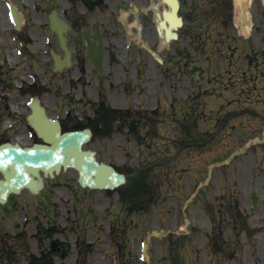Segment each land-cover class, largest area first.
<instances>
[{
	"label": "rangeland",
	"instance_id": "1",
	"mask_svg": "<svg viewBox=\"0 0 264 264\" xmlns=\"http://www.w3.org/2000/svg\"><path fill=\"white\" fill-rule=\"evenodd\" d=\"M180 1L184 25L178 40L164 44L146 0H104L87 19L104 30L118 56L112 63L105 58L103 78L91 66L40 75L69 83L75 99L67 102V129L89 126L81 124L89 117L96 130L84 147L128 179L113 191L89 189L69 169L49 192L24 194L30 208L9 211L3 225L5 264H36L32 255L48 253L47 241L34 237L39 226L50 228L45 238L65 242L67 264H170V244H178L180 264H264V21L253 15L247 38L234 26L231 0ZM44 14L28 13L25 27L33 34L46 30ZM2 41L0 33V78L36 76L31 67L3 65ZM101 96L106 106L131 111L138 128L108 124L112 118L88 104ZM194 127L203 132L198 141L190 134ZM252 192L259 196L255 209ZM94 209L102 214L93 215ZM242 218L261 229L247 237Z\"/></svg>",
	"mask_w": 264,
	"mask_h": 264
},
{
	"label": "flooded vegetation",
	"instance_id": "2",
	"mask_svg": "<svg viewBox=\"0 0 264 264\" xmlns=\"http://www.w3.org/2000/svg\"><path fill=\"white\" fill-rule=\"evenodd\" d=\"M53 1L63 4V7H59L58 10L67 21V47L71 50V53H69L67 49V63L71 61L73 66L77 68L88 66L94 68L93 61L87 57L86 36L84 33L79 36H72L68 26L77 30L89 27L90 34L98 32L99 30L93 26V21L88 23L87 19L88 17L93 19V15L101 10L104 0H0L3 65L11 68H21L31 65L32 59L35 57L41 69L45 71L49 68L53 70L55 64L62 61L54 56L51 49L59 54L61 59L66 55V52L62 48L57 32L50 28L49 19L45 15V5ZM11 3H14L23 12L26 21L29 17L27 13L33 15L39 14L40 11L44 12L48 28L38 34H33L32 29L29 28L15 29L11 17ZM149 3L150 0H146V5ZM29 4H31V8L26 7ZM115 5L117 13V1ZM251 5L255 6L252 15L258 16L261 21H264V0H251ZM147 15H149V12ZM7 20L11 27L10 31L3 25V22ZM116 22L118 23V20L113 21L112 26L116 25ZM101 32L104 36L103 30ZM33 36L37 37V42H32L35 44L36 49L34 54L24 44L29 43ZM92 40L95 43L97 42L94 36H92ZM106 53L109 61V46ZM62 80V78L56 77L37 76L0 78V242L6 233L3 225L7 219V213L27 206L24 205V194H30L32 197L37 198L40 194L48 192L55 183L51 180L54 178L47 176L45 171L42 170L43 189L38 194H34L29 188L8 194L12 188H21L22 183L12 182L9 178L8 171L10 167L7 162V152L9 148L16 150L17 146H33L34 154H38L42 149L49 151L57 140H66L67 84L69 83L67 81L62 83ZM15 85H19V88H15ZM91 128L95 129L94 126H91ZM47 131H51L53 135L48 134ZM31 177V183L39 188L38 176L31 173ZM46 228L43 226L38 227L40 236L37 237V241L54 243L53 237H42L51 234L50 228L45 230ZM55 254L54 252L50 254L37 253V256L41 258V256L47 257ZM57 254L59 258L53 259L51 264H67V254L64 252ZM5 260L6 255L0 249V264H5L3 262ZM41 264H45V262Z\"/></svg>",
	"mask_w": 264,
	"mask_h": 264
},
{
	"label": "water",
	"instance_id": "3",
	"mask_svg": "<svg viewBox=\"0 0 264 264\" xmlns=\"http://www.w3.org/2000/svg\"><path fill=\"white\" fill-rule=\"evenodd\" d=\"M240 2V0H239ZM20 20H21V15L18 14L17 18H16V26L19 27L20 26ZM58 22H59V25H57L55 23V21H53L51 19V27L52 28H56L58 29L59 31V36H60V39L62 41V43L64 44L63 40H65V37L63 36V31H65V29L67 28V24L62 21V20H59L58 18ZM71 32L73 34H77L75 30H71ZM98 38H99V45H98V52H99V55L96 56V57H92L95 61V64H96V67L97 69L102 72V56H103V41H102V38H101V34H98ZM90 45V44H89ZM91 45L89 46V49H91ZM65 49L67 50V46H65ZM64 65H57L56 66V70H59L61 68H63ZM34 69L36 71V73H39V69L37 67V65L35 64L34 66ZM89 137H90V131L89 130H86V131H83V132H79V131H76V132H67V140H71V138H77L78 139V142H77V147H76V153L79 155V156H82L84 158H87V160L89 161V163H92L96 168H98L99 170H101L102 172V179L101 180H95L91 177V175H82L80 174L79 176V182L81 183L82 186H90V187H99V188H114L116 187L117 185L119 184H122L124 181H125V177L123 175H119L117 174L113 168L103 164V163H98L95 159V152L93 151H83L81 150V145L84 141H87L89 140ZM195 137L197 138V136L195 135ZM22 152V151H21ZM68 159V158H67ZM19 162L23 161L25 164H29L31 163L32 164V159H31V155L30 154H25V153H22L19 155ZM68 165H74L76 166L77 163H74V162H71L69 159L67 160V162L65 163V166H68ZM56 170H59L60 166L57 165V167H55ZM52 170V169H50ZM254 200H256V196L254 195L253 196Z\"/></svg>",
	"mask_w": 264,
	"mask_h": 264
},
{
	"label": "bare ground",
	"instance_id": "4",
	"mask_svg": "<svg viewBox=\"0 0 264 264\" xmlns=\"http://www.w3.org/2000/svg\"><path fill=\"white\" fill-rule=\"evenodd\" d=\"M244 1L245 0H240L241 7L242 6H243V8L248 7L250 0H246V2H244ZM164 3H165L166 10H169L171 12L170 14L166 13L165 22L167 23V25H171V27H172V25H175V22H176V18L174 17L175 15H173L172 13H173V10L175 9L176 5H177V2H176V0H165ZM166 5H168V6H166ZM236 5H237V7H236L237 13H236L235 21H236V24L242 28V27H244V26H242V23L244 22L245 15L243 13V9H241V7H239V3L238 4L236 3ZM157 29H158L160 36H162V39L164 41L169 39L170 32L167 30L164 23H160V19L157 20ZM242 30L244 33L245 29L242 28L241 31ZM47 132H48V134L53 135V133L51 131H47ZM77 142H78V139H76V138H71V140H67V158L71 162L77 163L76 166L68 165L67 170H69V169L74 170V173H75L77 178L79 177L80 174H82L84 176L91 174L92 176H94V174H96L99 169L96 168L92 163H89L87 158L79 156L76 153ZM62 147H64L63 144H62ZM81 149H84V146H82ZM56 155L57 154L54 153V158H56L57 160H65L64 157H62V156L57 157ZM42 161H43V159H40L39 163ZM27 166L30 168L31 163L25 164L23 161L15 162L13 175H15L16 178H23ZM31 173H32V171H30V175H31Z\"/></svg>",
	"mask_w": 264,
	"mask_h": 264
}]
</instances>
